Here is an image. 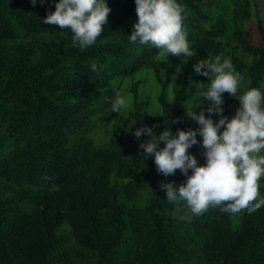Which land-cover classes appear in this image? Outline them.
<instances>
[{"label":"rangeland","instance_id":"374dc122","mask_svg":"<svg viewBox=\"0 0 264 264\" xmlns=\"http://www.w3.org/2000/svg\"><path fill=\"white\" fill-rule=\"evenodd\" d=\"M46 1L48 8L55 5V0ZM116 1L134 0H106L109 7ZM179 2L181 3L180 0ZM181 4L185 16L193 17ZM198 4L208 16L206 21L197 19L200 29L208 30L220 23L223 35L215 41L222 49L221 56L230 57L232 63L236 57L242 64L240 73L244 80L238 94H243L251 83L249 72L259 59L256 50L264 49V0H201ZM0 20L7 27V32L0 28V72L4 66L9 70L12 61L47 57L49 44L50 47L73 46L71 31L61 30L58 25H49L41 34H30L17 17L11 0H0ZM136 20L126 18L122 27H133ZM98 42L105 44L107 41ZM191 45L196 50V45ZM198 58L197 50L194 56L183 61L171 54L166 59L159 53L153 59L156 69L144 66L127 77L111 75L108 67H104L105 73L111 77L106 87L94 91L97 98L94 113L83 126L66 131L63 137L36 134L30 138L33 143L44 141L49 144L47 158L54 164V170L61 172L60 169L66 168L69 169V174L65 178L46 176L43 181L25 184H17L7 176L0 177V222L5 217L17 218L10 210L13 196L21 191L50 194V199L55 192H61V213L64 219L54 229L50 239L41 237L40 241L33 244L32 254L22 252L14 259L4 256L0 251V264H42V258H46L50 264H100V253L93 250L86 241L80 240L72 225L70 216L77 214L78 209L69 194L73 190L80 192L82 197H87L89 203H94L102 214L109 209L112 201L122 207L121 229L126 236L127 249L123 264H156L150 261V257L156 255L147 252L143 241V236L153 231L152 224L134 230L138 221L137 211H145L153 219L163 221L162 234L168 236L167 244L175 245L172 250L176 251V260L168 264H228L231 252L241 250L249 238L256 237L258 241H264V207L251 215L241 212L237 216H231L216 209L195 216L182 202H168L160 184L172 182L174 186H179L186 177L179 169L175 170L174 175L167 177L158 173L153 159L150 156L145 160L141 158L143 150L138 148L141 141L149 138L145 135L139 138L132 135V131L142 125L152 127L153 134L158 135L162 126L161 118L164 116L163 104L170 111L178 107L179 114L176 118L170 114L167 116V121L170 122L167 127L173 134L177 130L198 128V124L186 114V108L191 105L206 103L198 96L192 83H202L193 70V64ZM61 63L59 66L64 72L74 73L72 58L64 57ZM170 66L173 69L167 74ZM209 83L203 84L204 87ZM258 87L264 88V76ZM116 92L129 100V107L119 114L110 110V102ZM223 97V115L231 118L239 107V101L228 93H224ZM206 107L194 105L192 111L199 113ZM205 115H208L206 111ZM7 117L0 120V134L6 130L7 121L10 122V119L6 120ZM213 119L215 121L219 117L213 114ZM125 126L130 130L126 131ZM200 139L197 135V140ZM188 152L196 157L198 164L204 163L203 148L199 144L193 145ZM0 158L5 162L9 161L8 148L1 153ZM43 158L46 162V157ZM134 190L135 196L132 195ZM260 193L264 195V178L260 181ZM106 198H109V202ZM57 204L59 203L50 202V209ZM38 206L40 210L43 207ZM23 209L29 216L38 212L34 202H28ZM139 215L143 216L142 213ZM16 242L19 244V241L12 238L7 249L14 248ZM224 244L227 249L225 247L223 250ZM5 246L0 241V247ZM145 257L148 258L147 261Z\"/></svg>","mask_w":264,"mask_h":264},{"label":"trees","instance_id":"16d2710c","mask_svg":"<svg viewBox=\"0 0 264 264\" xmlns=\"http://www.w3.org/2000/svg\"><path fill=\"white\" fill-rule=\"evenodd\" d=\"M180 1L195 17L185 16L184 26L188 40L196 45L199 58L213 59L222 55V49L215 41L223 35L222 25L219 23L217 27L208 30L200 29L197 19L206 21L208 18L198 4L201 0ZM11 5L27 31L33 35L41 34L50 25L45 24L43 18L48 12L55 10V5L47 7L46 0L42 4L37 0L35 6L30 0H11ZM110 9L105 30L93 46L80 50L74 46L50 47L49 44L47 57L40 60L25 58L22 62L11 60L10 69L7 70L4 66L0 72V120L6 116V120L10 119V122L7 121L6 130L0 134V155L6 148L9 149V161L5 162L0 158V177L7 176L17 184L43 181L46 176L65 178L69 169L62 168L61 172H58L47 158L50 145L44 141L33 143L30 138L36 134L63 137L66 131L83 126L94 113V105L97 103L94 91L106 87L111 75L127 77L144 66L156 69L153 59L159 51L150 45L131 44L128 35L133 27H122L126 18L137 19L134 1H116ZM0 28L7 32V27L1 20ZM238 38L241 40L239 36ZM101 40L107 42L100 44L98 41ZM256 52L259 59L249 72V87H258L264 76V49L259 48ZM64 57L73 59L74 73L64 72L59 66ZM93 61L97 63L96 71H92L90 67ZM233 65L236 71L241 72L242 64L238 58H233ZM104 67H108L111 75L105 73ZM173 67H168L167 74ZM199 79L204 85L210 82L207 77L201 75ZM162 99L163 95L160 100ZM163 112L160 132L170 123L167 121L169 114L174 118L179 114L178 107L170 111L164 104ZM159 147H163L162 142ZM134 193L135 190L132 194L135 196ZM69 194L73 198V204L78 207L77 214L70 217L79 239L86 241L93 250L100 253V264H123L127 249L126 236L121 229L122 207L112 201L109 209L102 214L94 203H89V199L82 197L77 190ZM106 201L109 202V198H106ZM28 202L37 205L38 212L33 216H29L23 209ZM50 202L59 204L50 209ZM62 204L59 191L55 192L51 199L50 194H34L29 191L16 193L10 211L17 218L5 217L4 221L0 222V241L6 244L5 247H0L2 254L14 259L22 252L32 254L33 244L40 241L41 237L50 239L57 225L63 222ZM38 205H43L41 210ZM135 213L138 215V221L134 230L152 224L153 231L143 236L147 252L156 255L150 257L151 263L168 264L175 261L176 251L172 250L175 245H168V236L162 234L163 221L153 219L146 215L145 211ZM140 213L143 216H140ZM12 238L19 241V244L16 242L14 248L7 249ZM225 247L226 244L222 246L223 250ZM230 256L228 264H264V241L260 242L256 237H251L241 250L232 251ZM147 260L145 257V261ZM42 264L50 263L46 258H42Z\"/></svg>","mask_w":264,"mask_h":264},{"label":"clouds","instance_id":"9594fccd","mask_svg":"<svg viewBox=\"0 0 264 264\" xmlns=\"http://www.w3.org/2000/svg\"><path fill=\"white\" fill-rule=\"evenodd\" d=\"M30 2L35 6L37 0ZM39 2L42 4L44 0ZM134 3L137 20L128 35L131 44L150 45L166 59L169 54L182 61L195 55L179 0H134ZM110 11L106 0H56L55 10L48 12L43 22L70 30L73 46L85 50L105 30ZM90 67L96 71L97 63L93 61ZM193 70L210 81L206 88L203 83L192 82L198 96L206 101L186 108L187 116L198 128L173 134L166 127L154 135L152 127L142 125L132 131L136 138L142 135L149 138L138 144L143 150L141 158L150 156L157 172L165 177L180 170L186 177L183 184L161 183L160 188L168 202H182L193 215L216 209L231 216L241 212L251 215L264 207V195L260 193V181L264 178V88L249 87L238 94L244 77L235 70L230 57L198 58ZM224 93L239 101L231 118L223 115ZM194 105L207 107L197 113L192 111ZM128 107L129 100L116 92L110 102L111 112L119 114ZM213 114L219 119L214 121ZM197 135L201 137L199 141ZM161 142L163 147H159ZM197 144L203 148V164H198L188 152Z\"/></svg>","mask_w":264,"mask_h":264}]
</instances>
